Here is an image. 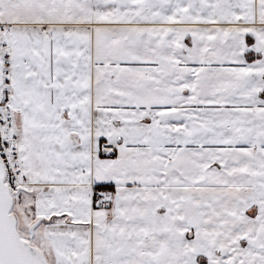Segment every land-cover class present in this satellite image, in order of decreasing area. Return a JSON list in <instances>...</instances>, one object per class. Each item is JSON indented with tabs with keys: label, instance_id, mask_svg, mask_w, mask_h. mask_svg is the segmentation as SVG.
I'll list each match as a JSON object with an SVG mask.
<instances>
[{
	"label": "snow or ice",
	"instance_id": "obj_1",
	"mask_svg": "<svg viewBox=\"0 0 264 264\" xmlns=\"http://www.w3.org/2000/svg\"><path fill=\"white\" fill-rule=\"evenodd\" d=\"M0 264H264V0H0Z\"/></svg>",
	"mask_w": 264,
	"mask_h": 264
}]
</instances>
